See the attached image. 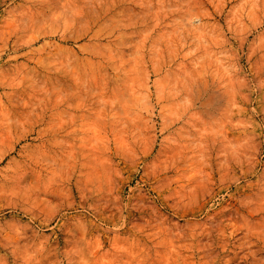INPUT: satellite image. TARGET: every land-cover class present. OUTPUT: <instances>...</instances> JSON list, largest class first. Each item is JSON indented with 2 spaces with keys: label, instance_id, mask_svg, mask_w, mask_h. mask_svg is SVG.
Instances as JSON below:
<instances>
[{
  "label": "rangeland",
  "instance_id": "1",
  "mask_svg": "<svg viewBox=\"0 0 264 264\" xmlns=\"http://www.w3.org/2000/svg\"><path fill=\"white\" fill-rule=\"evenodd\" d=\"M0 264H264V0H0Z\"/></svg>",
  "mask_w": 264,
  "mask_h": 264
}]
</instances>
